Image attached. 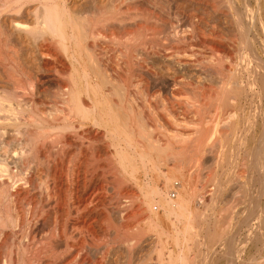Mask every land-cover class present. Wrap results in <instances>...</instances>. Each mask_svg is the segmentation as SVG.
<instances>
[{"label": "bare ground", "instance_id": "1", "mask_svg": "<svg viewBox=\"0 0 264 264\" xmlns=\"http://www.w3.org/2000/svg\"><path fill=\"white\" fill-rule=\"evenodd\" d=\"M164 2L166 5L169 3L168 1V3ZM160 3L164 5L162 2ZM251 11L253 12V10ZM239 12L236 14V18ZM164 13H168L167 9L156 0H0V264H102L101 260H104L102 255L108 253L113 244L107 243L103 247L101 246L103 249L100 247L102 249L100 250L101 260L95 258L96 253L95 257L92 255L93 258H91L89 249L91 246L97 245L94 242L97 237L95 238L96 234L93 233V224H99L103 229L110 227V225L107 226L108 222L106 221L110 214L106 213L99 219L91 214L95 207L100 209L111 199L108 198L109 196L106 198L109 193L107 194L106 186H104L108 166L107 162V165L105 164L104 156L113 162L111 165L113 170L111 173L109 172V175L111 174L110 178L113 179V183L117 184L114 189L115 198L122 195L118 192L119 188L117 187L120 185H118V176L115 174L119 168L123 170L121 172H127L139 187L148 207L160 206L166 215H171L180 222L183 219L181 230L175 231L176 227H174L175 236L173 238L175 243L179 244L182 237L185 249L175 256L167 250L168 231H166L164 220H162L164 216L159 218L156 214L153 221H148L150 230L155 232L156 243L155 246L153 245L152 251L155 252L157 264H186L189 258L198 260L199 264H264V127L255 129L262 122H258V119L264 120L263 108L256 104L257 107L254 106L251 118H248L247 122L245 121L248 128L240 131V128V130L234 129L238 124V121L232 120L235 111L232 109L228 113L219 114L220 110L215 111V107H218L215 104L216 101L210 100L216 105L213 106L215 110L212 109L216 113L209 109L213 115H209V119L200 117L199 122L196 121L197 124L194 127L196 129H192V132L199 137L196 145L191 143L196 147H194L195 149H199L203 145L202 135L206 137L208 133L209 136L210 132L225 133L223 134L225 139H228L226 132L228 134L230 132L231 140L235 144L240 138L254 143L259 141L258 147L252 149L247 147V151L243 152L244 155L239 153L238 146L235 147L237 150L235 156L241 155L239 158L243 161L238 162L240 165L233 172L234 181L233 179L232 181L237 183H234V186L237 185V189L234 187L236 190L232 201L230 204L227 203V206L220 205L225 185H223L224 182L216 181L217 179L213 180L210 185L204 184L203 181L199 182H203V184H201V191L197 196L198 206L193 208L194 214L192 213L191 197L187 193L181 192V190L176 199L170 197L174 201L165 200L164 195L166 198L168 197L167 190L164 191L162 188L160 189V185L157 186L150 182L154 179L151 180L148 177L150 180H140L141 175L147 178L149 173H154L163 180L162 182L165 183L163 185L167 188L166 184L171 182L172 176L177 171L171 173L175 168L167 169V171H165L166 169L162 170L161 165L167 166L164 156L168 152L167 149L172 148V143L183 142V138H185L179 133L181 131L174 134L175 130L173 132V129L170 130L174 135L168 131L171 136L166 140L160 139L161 136L160 138L156 137L157 134L155 136V132L168 130L167 126L171 124V121L176 126L181 121L177 123L175 119L177 115L174 117L166 107L168 103L165 102L167 101H163L161 98V109H157V101L155 102L154 97L158 91L154 89L153 83L156 82L160 72L158 73L153 68V61L150 62V59L157 56L161 58L165 67L172 65L177 70H182L187 64L189 65L188 61L172 57L171 54L163 52L159 47H154L158 32H156V26L154 27L153 23L160 24ZM174 17L176 16L174 15ZM237 21L236 24H238ZM163 25L165 26H160V28L163 27L164 30L167 24ZM238 26L240 27L239 24ZM250 28L247 29L250 30ZM211 29L213 30V28ZM159 32L161 33V31ZM160 33L157 36L163 34L164 37V32ZM166 33L170 34L168 31ZM212 34L214 35V33ZM158 45L161 46L159 43ZM251 46L253 47V45ZM251 46L250 48H252ZM259 46L262 48L261 45ZM250 48L248 47V49ZM211 57L213 58V56ZM214 59L216 60V58ZM252 60L255 67L252 74H247V83L244 81L245 88L240 85L235 90L251 98L257 96L259 100L264 99V59L256 51ZM232 65L229 66L232 67ZM223 71L224 73L221 74L223 77H221L226 81L235 80L236 86H238L239 74L233 73L226 67H223ZM198 74L200 75V73ZM171 79L175 85L181 82V76L173 75ZM173 90L175 91V89ZM226 90L223 91L226 93ZM210 92H207V96L213 99V93ZM197 96L204 97V95L199 96L198 93ZM196 97L194 98L198 101ZM229 98L232 99V95ZM204 99L206 100V98ZM228 99L225 100L228 102ZM224 102L222 104L227 105V102L226 104ZM169 103H171L170 100ZM198 103V106L203 105L202 102ZM229 105L231 104L228 103ZM233 105L231 106L233 107ZM238 105L239 103L235 104V106ZM241 108L243 109V107ZM256 108L257 110H255ZM195 114L197 113L195 112ZM183 127L185 128V126ZM89 129L92 130L90 133L87 131ZM214 138L212 143L215 142ZM184 141L186 142V140ZM195 141L197 142V140ZM226 142L223 143L226 144ZM215 143L218 144V141ZM100 145L103 146L104 153L99 151L101 147L98 146ZM209 145H211L210 142ZM225 146L227 147V145ZM207 147L209 146L207 145ZM209 148L211 149V147ZM184 149L179 147L177 153H174L179 155ZM214 150L211 152L215 153ZM220 158L223 157L220 156ZM218 160L220 159L218 158ZM111 161L108 162L112 163ZM245 161L248 163L247 168L244 167ZM219 162L223 163L222 160ZM201 163L200 161V165ZM221 166L222 164H220ZM139 174L140 176H138ZM201 174L203 173L201 172ZM174 182V180L171 182L172 185L177 184ZM63 184L64 186H62ZM79 184L82 189L91 190L88 194L83 190L86 195L83 194V199H79L81 195L77 196ZM226 192L228 191L226 190ZM126 210L119 212L120 219L117 221L118 227L116 228L120 231L133 229V224L123 220L128 215ZM70 215L73 216L69 217ZM221 215L224 218H221ZM194 220L195 224H193ZM45 222H50V229L41 237L38 229ZM105 222L107 223L105 224ZM69 230L77 231V235ZM116 232L114 233L116 234ZM88 234L91 236L89 241L92 238L91 242L88 241L89 243L86 241ZM124 243L129 251L138 245L132 238ZM191 244L197 248L194 255H192ZM72 250H75V254H72V258L68 259L67 255ZM99 252L97 251V253ZM130 260L128 257L126 263L130 264L132 261ZM140 264L153 263L147 254Z\"/></svg>", "mask_w": 264, "mask_h": 264}, {"label": "rangeland", "instance_id": "2", "mask_svg": "<svg viewBox=\"0 0 264 264\" xmlns=\"http://www.w3.org/2000/svg\"><path fill=\"white\" fill-rule=\"evenodd\" d=\"M161 6H163L164 8L167 9L168 13H164L162 14V21H160V24L158 22H155L153 23L152 25L155 27V30L156 32V43H154V47H159L160 50H162L163 52L167 53V54H171L172 57H177L179 59H183V60H186L188 61L189 65L187 64L184 69L182 70H177L175 68V66H172V65H167L165 67L163 65V61L160 60L161 58L157 57V56H153L151 59H150V62L153 61L152 63V66L154 69L157 70V72L159 73L158 75V78L156 80V82L153 83V87L155 90L158 91V93L156 94V96L154 97V100L157 104V109L160 110L161 109V106H162V100L163 101H167L165 103H168L166 104V107L169 111L172 112V114L174 115L177 123L179 121L177 126L176 124L171 121V124H169L167 126V129L165 132L164 131H158V132H155V136L157 134L156 137L161 138L160 139H163V140H166L168 139L171 134L174 135V134H178L177 131H181L179 133H181L182 137H185L183 138V142H179V143H172V148L170 147V149H167V153L166 155L164 156V159L166 161V165L167 166H164V165H161V168L162 170H165L167 171V169L169 170H173L174 168V171H172L171 173H174L175 170L177 171V173L175 172L172 177L173 179L171 180V182H173V180L175 181L174 183H177V184H174L172 185V183L169 185V184H166L168 185L167 188H170V189H167L165 188V185H163L164 182H162L163 180L160 179L159 177H157L154 173H149L147 178L143 175L140 176V174L138 176H140V180L142 181H145V180H150L148 177L154 180L150 181L151 183H155L154 185H157L160 187V189L162 188V190L165 191V189L167 190V195L168 197L170 198H173V199H176L177 196H178V193L179 191L181 192H184V193H187L188 195H190L191 197V202H192V213L194 214V207L196 208V206H198V192L201 191V184H208L210 185L211 182H213V180L215 181V179H217L216 181H221V183H223L224 186V194L223 196L221 197V200H220V205L222 206H227L228 204H230V202L232 201V198H233V195H234V191L237 189V183L236 182H233L234 181V175H233V172L235 171V168L237 169V167L240 165L241 161L239 157H241V155H244V151H247V147L248 149L249 148H256L258 147V144H259V141H256L255 143L254 142H251L249 140H244V139H239L237 141V144H235L234 142H232V138H231V135H230V132L229 134L226 132V138L228 139H225V136L223 134L225 133H209L210 135L208 136V133L206 134V137H203L202 135V140L203 141V145L199 148V149H195L196 147L192 144H195L198 143V139L199 137L196 136V134H194L192 131V129H196L194 128L195 125L197 124L196 121L199 122V118L201 117L202 119H209L210 116H212V112L209 111V109L211 111H213V113H216L215 111H219L218 113L219 114H224V113H228L229 111H235V116L232 118L233 121H238V124H237V127L234 128V129H239L240 131H243L242 129H246L248 128V124L246 123L247 119L251 118L250 116L253 114V111L255 107H261L264 109V99H260L257 97V96H253L252 98L250 96H245L244 94H242L241 92H237L235 89L236 87H244L245 86V83L244 81H246L248 78V75L247 74H252V72L254 71V67H255V64L253 63V60H252V57H253V54L258 51L259 54L262 56V58L264 59V51H263V47H264V0H156ZM162 2L164 5L166 1V3H168V5L164 6L162 5L160 2ZM168 1V2H167ZM176 1V2H175ZM233 1V2H232ZM246 1V2H245ZM181 2V3H179ZM230 2V3H229ZM212 3V4H211ZM225 3V4H224ZM215 4V5H214ZM223 4V5H222ZM171 5V6H170ZM211 5V6H210ZM219 7H218V6ZM225 5V7H224ZM169 6V7H167ZM210 6V7H209ZM178 7V8H177ZM180 7V9H179ZM201 7V8H200ZM203 7V8H202ZM209 7V8H208ZM221 7V8H220ZM207 8V9H206ZM214 8V9H213ZM231 8V9H230ZM174 9V10H173ZM179 9V10H177ZM215 10V11H214ZM229 10V11H228ZM241 10V11H240ZM253 10V12L251 11ZM199 11V13H198ZM212 11V12H211ZM219 11V12H218ZM225 11V13H224ZM241 13H240V12ZM244 13H243V12ZM172 12V13H171ZM209 12V13H208ZM217 12V13H216ZM239 12V15L238 17L236 18V14H238ZM176 13V14H175ZM207 13V14H206ZM214 13V14H213ZM216 13V14H215ZM165 14H168V15H165ZM171 14V15H170ZM194 14V15H193ZM220 14V15H219ZM224 14V15H223ZM250 14V15H249ZM174 15L176 17H174ZM212 15V16H211ZM222 15V16H221ZM235 15V16H234ZM171 16V17H170ZM198 16V17H197ZM219 16V17H218ZM245 16V17H244ZM247 16V18H246ZM231 17V18H230ZM171 18V19H169ZM174 18V19H172ZM235 18V19H234ZM239 18V19H238ZM242 18V19H241ZM246 18V19H245ZM250 18V19H249ZM258 20H257V19ZM213 19V20H212ZM222 19V21H221ZM225 19H227L225 21ZM230 19V20H229ZM253 19V20H251ZM260 19V20H259ZM171 22H170V21ZM237 20H240V21H237ZM166 21V23H165ZM168 21V22H167ZM234 21V22H233ZM238 22V24L240 25L241 27V30H240V27L238 26V24H236L235 22ZM259 21V23H258ZM163 22V23H162ZM212 22V23H210ZM215 24H214V23ZM232 22V23H230ZM241 22V23H240ZM162 23V25H161ZM175 23V24H174ZM249 23V25H247ZM251 23V24H250ZM263 23V24H262ZM163 24H167V26L164 28L163 30V27L160 28V26H165ZM192 24V25H191ZM210 24V25H209ZM228 24V25H227ZM231 24V25H230ZM236 24V25H235ZM243 24V25H242ZM248 26L247 28L251 27L250 30H248L246 28V26ZM203 25V26H202ZM221 25V26H220ZM252 25V26H251ZM195 26H197V28H195ZM201 26V27H200ZM214 26V27H213ZM239 28H238V27ZM263 26V28H262ZM175 27V28H174ZM231 27V28H230ZM213 28V30L211 29ZM246 28V29H245ZM161 29V30H160ZM195 29V30H194ZM216 29V30H215ZM227 29V30H226ZM230 29V30H229ZM238 29V30H237ZM163 30V31H162ZM215 30V31H214ZM245 30V31H244ZM161 31V33L159 32ZM166 31H168L170 34L167 35ZM198 31V32H196ZM212 31V32H210ZM220 31V32H219ZM241 31V32H240ZM248 31V32H247ZM164 32V37H163V33ZM195 32V33H194ZM225 32V34H224ZM162 34V35H159L157 36L158 34ZM173 33V35H171ZM208 33V34H207ZM214 33V35L212 34ZM216 33V34H215ZM242 33H243V36H242ZM248 35H247V34ZM198 34V35H197ZM202 34V35H201ZM229 34H230V37H229ZM165 35H167L165 37ZM226 35V36H225ZM232 35V36H231ZM257 35V36H256ZM216 36V37H214ZM223 36V37H222ZM175 37V38H174ZM183 37V38H182ZM211 37V38H210ZM218 37V38H217ZM228 37V38H227ZM241 37V38H240ZM246 39H245V38ZM160 38V40H159ZM215 38V40H214ZM224 38V39H223ZM226 38V40H225ZM231 38V40H230ZM244 38V41L242 40ZM164 39V40H163ZM167 39V40H166ZM175 39V40H174ZM180 39V40H179ZM190 39V40H189ZM199 39V40H198ZM212 39V40H211ZM229 39V40H228ZM239 39V40H238ZM155 40V39H154ZM177 40V41H176ZM193 40V41H192ZM207 40V41H206ZM251 40V41H249ZM261 40V41H260ZM160 41V42H158ZM162 41V42H161ZM173 41V42H172ZM198 41V42H197ZM216 41V42H215ZM247 43H246V42ZM155 42V41H154ZM175 42V43H174ZM231 42V43H230ZM244 42V43H242ZM249 42V43H248ZM161 44V46L158 45ZM166 43V44H165ZM209 43V44H208ZM227 43V44H226ZM243 45H242V44ZM165 44V45H164ZM180 44V45H179ZM218 44V45H217ZM261 45L262 48H260L259 45ZM184 45V46H183ZM213 45V46H212ZM248 45V46H246ZM253 45L252 48H250V46ZM232 46V47H231ZM242 46V47H241ZM220 47V48H219ZM231 47V48H230ZM245 47V48H244ZM248 47L250 49H248ZM165 50H164V49ZM218 48V49H217ZM244 48V49H243ZM247 48V49H246ZM254 48V49H253ZM200 49V50H199ZM217 49V50H216ZM230 49V50H229ZM238 49V50H237ZM229 50V51H228ZM196 51V52H195ZM219 51V52H218ZM241 51V52H240ZM169 52V53H168ZM188 52V53H187ZM235 52V53H234ZM237 52V54H236ZM253 52V53H251ZM218 53V54H216ZM222 53V54H221ZM245 53V54H244ZM192 54V55H191ZM199 54V55H198ZM211 54V55H210ZM221 54V55H220ZM239 54V55H238ZM263 54V55H262ZM206 55V57H205ZM218 55V56H217ZM232 55V56H231ZM238 55V56H237ZM247 58H246V56ZM192 56V57H191ZM204 56V57H203ZM213 56V58L211 57ZM220 56V57H219ZM228 56V57H227ZM156 57V58H155ZM194 57V58H193ZM232 57V58H231ZM238 59H237V58ZM239 57H240V60H239ZM251 57V58H250ZM159 58V59H158ZM203 58V59H202ZM212 58V59H211ZM216 58V60L214 59ZM220 58V59H219ZM230 58V59H229ZM235 58V59H234ZM242 58V59H241ZM194 59V60H193ZM215 61H214V60ZM219 62H218V60ZM157 60V61H156ZM190 60V61H189ZM205 60V61H203ZM208 60V61H207ZM229 62H228V61ZM232 60V61H231ZM237 60V61H236ZM244 62L242 63L241 62ZM244 60V61H243ZM202 61V62H201ZM236 61V62H234ZM240 61V62H238ZM250 61V63H249ZM192 62V63H191ZM196 62V63H195ZM159 63V64H158ZM221 66H220V64ZM235 63V64H234ZM242 63V64H241ZM191 64V65H190ZM216 64V66L214 65ZM232 65V67H230ZM253 64V65H252ZM219 65V66H217ZM230 65V66H229ZM245 65V66H244ZM158 66V68H157ZM163 66V67H162ZM228 66V67H227ZM238 66V67H237ZM244 66V67H243ZM193 67V68H192ZM209 67V68H208ZM223 67H226V68H229V70H231L233 73L235 74H239V78H238V86H236V82L235 80L231 79V80H225V78H222L223 76L221 74L224 73L223 71ZM243 67V68H242ZM247 67V68H245ZM253 67V69H252ZM199 68V69H198ZM245 68V69H244ZM169 71H167V70ZM174 69V70H173ZM205 69V70H204ZM215 69V70H214ZM220 69V70H219ZM237 69V70H236ZM188 70V71H187ZM204 70V71H203ZM219 70V72H218ZM200 71V72H199ZM223 71V72H222ZM246 71V72H245ZM183 72V73H182ZM206 72V73H205ZM209 74H208V73ZM217 72V73H215ZM221 72V73H220ZM163 73V74H162ZM180 73V74H179ZM200 73V75L198 74ZM203 73V74H202ZM212 73V74H211ZM220 73V74H219ZM208 74V75H207ZM216 74V75H215ZM241 74V75H240ZM173 75H177V76H181V84H177L175 85L173 82H172V79H171V76ZM190 75V77H189ZM203 75V76H202ZM213 75V76H212ZM245 75V76H244ZM167 76V77H166ZM198 76V77H197ZM218 76V77H217ZM222 76V77H221ZM192 77V78H191ZM207 77V78H206ZM212 77V78H211ZM217 77V78H216ZM244 77V78H243ZM194 78V79H193ZM197 78V79H196ZM203 78V79H202ZM221 78V79H220ZM207 81H206V80ZM211 79V80H210ZM223 79V80H222ZM240 79V80H239ZM191 80V81H190ZM225 80V81H224ZM161 83H160V82ZM220 81V82H218ZM190 82V83H189ZM192 82V83H191ZM199 82V83H198ZM210 82V83H209ZM232 82V83H231ZM235 82V83H234ZM195 83V84H194ZM224 83V84H223ZM242 83V84H241ZM247 83V81H246ZM175 86H174V85ZM190 84V85H189ZM198 84V85H197ZM212 84V85H211ZM217 84V85H216ZM227 84V85H225ZM244 84V85H243ZM157 85V86H155ZM205 85V86H204ZM229 85V87H228ZM233 89H232V87ZM163 86V87H162ZM167 86V87H166ZM173 86V87H172ZM182 86V88H181ZM215 86V87H214ZM172 87V88H171ZM220 90H219V88ZM225 87V88H224ZM181 88V89H180ZM184 88V89H183ZM196 88V89H195ZM209 88V89H208ZM245 88V87H244ZM165 89V90H164ZM175 89V91L173 90ZM177 89V90H176ZM188 89V90H186ZM208 91H207V90ZM212 91H211V90ZM228 89V90H226ZM168 90V92H167ZM180 90V91H179ZM182 90V91H181ZM201 90H204V91H201ZM216 90V91H215ZM223 90H226L227 92L225 93V91ZM234 90L235 91V94H234ZM259 90V89H257ZM160 91V92H159ZM189 91V92H188ZM195 91H198V95L199 96H202L204 95V97H198L197 96V93ZM201 91V92H200ZM211 91V92H210ZM223 91V92H222ZM172 92V93H171ZM174 92V93H173ZM177 92V93H176ZM179 92V93H178ZM188 92V93H187ZM213 93V99L208 95V93ZM221 92V93H219ZM229 92V93H228ZM171 93V94H169ZM183 93V94H182ZM215 93V95H214ZM231 93V94H230ZM173 94H175L173 96ZM219 94H223V96L219 95ZM225 94V95H224ZM229 94V95H227ZM159 95V96H158ZM166 95V96H164ZM181 95V96H180ZM196 95V96H194ZM211 95V94H210ZM232 95V99L234 97H236L234 100L230 99L229 96ZM164 98H163V97ZM177 96V97H176ZM180 96V97H179ZM183 96V97H182ZM221 96L224 100L228 99V102L219 97ZM228 96V97H226ZM198 98V101H196V99L194 98ZM215 97V98H214ZM238 97V98H237ZM246 97V98H244ZM161 98V99H160ZM172 98V99H171ZM200 98L201 101H200ZM206 98V100L204 99ZM209 98V99H208ZM249 98V99H248ZM183 99V100H182ZM188 99V100H187ZM221 99V100H219ZM47 101L49 100L48 98L46 99ZM169 100L171 103H169ZM190 100V101H189ZM195 100V101H194ZM205 100V101H204ZM218 101L217 103L215 102V104L218 106V107H215L216 110L214 109L213 106H216L214 103H212V101ZM230 100V101H229ZM236 100V101H235ZM161 101V102H160ZM176 101V102H175ZM179 101V102H178ZM186 101V102H185ZM193 101V102H192ZM204 101V103H203ZM207 101V102H206ZM210 101V103H209ZM221 101V102H220ZM231 101H233L231 103ZM235 101V102H234ZM178 102V103H177ZM188 102V103H187ZM195 102V103H194ZM201 103L206 106H203V105H197V103ZM222 102H224L226 104L227 102V105H224L222 104ZM250 102V103H249ZM253 102V104H251ZM185 103V104H183ZM198 103V104H199ZM228 103L233 105L234 103H239L238 106H235V104L233 105V107L231 105L228 106ZM160 104V105H159ZM172 104V105H171ZM212 104V105H211ZM221 104V105H220ZM257 104V106H256ZM175 105V106H174ZM188 105V106H187ZM197 105V106H196ZM211 105V106H210ZM252 105V107H251ZM160 106V108H159ZM171 106V107H170ZM183 106V107H182ZM194 106V107H193ZM227 106V107H225ZM250 106V107H249ZM255 106V107H254ZM190 107V108H189ZM201 107V108H199ZM209 107V108H208ZM213 107V108H212ZM223 107V108H221ZM226 110H225V108ZM228 107H232L231 109L228 108ZM243 107V109L241 108ZM172 108V109H171ZM179 108V109H178ZM207 108V109H206ZM219 108V109H218ZM236 108V109H235ZM251 108V109H250ZM253 108V109H252ZM176 109V110H175ZM178 109V110H177ZM197 111H196V110ZM214 109V110H212ZM222 109V110H221ZM229 109V110H228ZM242 109V110H241ZM186 110V111H185ZM188 110V111H187ZM202 110L200 113L199 111ZM206 110V111H205ZM225 110V111H223ZM241 110V111H240ZM251 110V111H250ZM257 110V108L255 109ZM181 113H180V112ZM195 111L197 114H195ZM208 111V113H207ZM223 113H222V112ZM237 111V112H236ZM249 111L251 112V114L249 113ZM178 112V114H177ZM204 112V113H203ZM210 112V113H209ZM241 112V113H239ZM237 113V114H236ZM210 115L209 117L206 116ZM248 114V116H247ZM195 115V116H194ZM197 115V116H196ZM199 115V117H198ZM201 115V116H200ZM237 115V116H236ZM181 116V117H180ZM189 116V117H188ZM205 116V117H204ZM193 117V118H192ZM198 120H197V118ZM196 118V119H194ZM181 119V120H180ZM238 119V120H237ZM258 119V118H257ZM261 119V118H260ZM258 119V122L262 121L259 123V125L257 126V128L255 129H260V128H263V121L264 120H260ZM183 120V121H182ZM185 120V121H184ZM189 120V121H187ZM175 121V122H176ZM195 122V123H192V122ZM203 121V120H201ZM205 121V120H204ZM246 121V122H245ZM245 122V123H244ZM181 123V124H180ZM184 124H187V125H184ZM192 124V125H191ZM245 125V126H244ZM185 126V128L183 127ZM242 126V127H241ZM244 126V128H243ZM261 126V127H260ZM178 127V128H177ZM170 129H173V132L171 133L172 130ZM179 129V130H177ZM187 129V130H186ZM190 129V130H189ZM218 129H221V128H218ZM185 130V131H184ZM89 133L92 131L91 129L87 130ZM171 133H169V132ZM185 133H184V132ZM193 133V134H191ZM161 134V135H160ZM187 134V135H186ZM189 134V135H188ZM217 137H215L214 136ZM227 134H228V137H227ZM165 135V136H164ZM184 135V136H183ZM222 135V136H220ZM196 136V137H195ZM201 136V135H200ZM205 136V135H204ZM219 136V137H218ZM224 136V137H223ZM192 137V138H191ZM215 137V138H214ZM230 137V138H229ZM188 138V139H187ZM194 138H197V139H194ZM205 138V139H204ZM207 138V139H206ZM215 139L214 141L217 142L218 141V144L213 142L212 143V139ZM224 138V139H223ZM102 140V137L100 138ZM218 139V140H217ZM221 139V141H219ZM186 140V142L184 141ZM197 140V142L195 141ZM217 140V141H216ZM224 140V141H223ZM244 141V142H241V141ZM226 142L223 143V142ZM190 142V143H188ZM194 142V143H193ZM209 142L211 143V145H209ZM221 144H220V143ZM240 142V143H239ZM187 143V144H186ZM192 143V144H191ZM207 143V144H206ZM224 146H223V144ZM228 143V144H227ZM232 143V144H231ZM254 143L255 144V147H254ZM190 144V145H189ZM216 144V145H215ZM239 144V145H238ZM251 144V145H250ZM187 145V146H186ZM189 145V146H188ZM207 145L209 147H211V149L209 147H207ZM216 146V148L213 149V147ZM219 145V147H218ZM227 145V147L225 146ZM234 145V146H233ZM243 145V146H242ZM177 146V147H176ZM183 147V151L181 152V154H175L177 153V150L179 149V147ZM191 146V147H190ZM206 146V147H205ZM224 147V149L221 148ZM238 146V151L241 155H239L238 157L235 156V151H237L235 149V147ZM240 146V147H239ZM253 146V147H252ZM100 148V152L102 153L104 148L103 146H98ZM97 147V148H98ZM195 147V148H194ZM176 148V149H175ZM178 148V149H177ZM192 148V149H191ZM208 148V149H207ZM210 149V150H209ZM218 149V150H216ZM220 149V150H219ZM243 151H242V150ZM198 150V151H197ZM210 152H208V151ZM215 151V153L211 152V151ZM223 150V151H222ZM230 150V151H229ZM71 152H73V150H70ZM207 151V153H206ZM218 151V152H217ZM220 151V152H219ZM225 151H226V154H225ZM70 152V153H71ZM157 152V151H156ZM175 152V153H174ZM197 152V153H196ZM206 154H205V153ZM223 152V153H221ZM244 152V153H243ZM104 153V152H103ZM243 153V154H242ZM194 154V155H193ZM196 154V155H195ZM200 154V155H199ZM215 154V155H214ZM103 155V154H101ZM181 155V156H180ZM190 155V156H189ZM192 155V156H191ZM175 156V157H174ZM188 156V157H187ZM212 156V157H211ZM223 157V158H220ZM230 156V157H229ZM104 160L105 161V164L107 162L108 166H107V169H106V177H105V181H104V186H106V190H107V194H111V195H107L106 198H111L109 199V203H106V205L104 207H99L98 208H94L92 211H91V214L96 218V219H99L100 217H103L106 213L110 214L108 217V219L106 220L108 222L107 226L110 227L107 228V229H103V228H100L99 224H93V233L96 234H92L95 236V238L97 237V239L94 241L95 244H97L96 246L93 245L91 246L89 249V253H91V258L92 255L95 257V253H96V257L95 258H98V259H102V256L104 258V260L102 259L101 261L102 264H127L126 262L128 261V257L129 259H131L130 261V264L134 263V264H140L141 261L147 257V254L148 256L151 257V262L153 264H157L156 263V255H155V252L152 251V249L154 248L155 246V243H156V238H155V232L154 230H150L149 228V225H148V221L150 220H154L155 218V215L157 214V216H159V218L163 217L162 220H164V226H165V229H167L166 231H168L167 233V239H168V243H167V250H169L171 252V254H173V256L177 255L179 252H181L183 249H185V246H184V241L181 237V239L179 240L181 243L179 244H176L175 241H174V236H175V233L173 232L174 231V227L175 228V231L176 230H181L183 228V219L182 222H180L179 220H177L175 217L171 216V215H166L162 208L159 206H156L155 208H151V207H148V205L146 204V202H144L143 200V195L141 194V191L139 189V187L134 183V181L131 179V177H129L130 175L126 172H121L123 171L122 169H119L116 170L117 172H115V174H117L116 176H118V185H120L118 189V192L119 194H122L120 195L119 197L115 198V192H114V189H115V185L117 184H114L113 183V179L110 178L111 174L109 175V172L111 173L112 172V166L113 165V162L110 160H108V157L106 158V156H104ZM196 157V158H195ZM211 157V158H210ZM220 160H222L223 163L219 162L220 160H218V158ZM110 158V157H109ZM169 158V159H168ZM217 158V161L215 160ZM206 159V161H205ZM111 161L112 163L108 162V161ZM168 160V161H167ZM198 160H200L202 163L200 165V161L198 162ZM203 160V161H202ZM210 160V161H209ZM178 163H177V162ZM205 161V163H204ZM233 161V162H232ZM240 161V163H238ZM187 162V163H186ZM216 162V163H214ZM237 162V163H236ZM246 162V161H245ZM186 163V164H185ZM195 163V164H194ZM199 163V164H198ZM218 163V164H217ZM228 163V164H227ZM234 163V164H233ZM106 164V165H107ZM179 164V165H178ZM220 164H222V168L220 167ZM177 165V166H176ZM200 165V166H199ZM203 165V167H202ZM216 165V166H215ZM233 165V166H232ZM248 166V163L246 162L244 164V167ZM109 168V169H108ZM178 168V169H177ZM234 170H233V169ZM197 169V170H196ZM199 169V170H198ZM207 169V170H206ZM223 169V170H222ZM179 170V171H178ZM201 170V171H200ZM182 171V172H181ZM205 171V172H204ZM201 172L204 174H201ZM222 172V173H221ZM195 173V174H194ZM184 174V175H183ZM202 176H200V175ZM150 175V176H149ZM154 175V176H153ZM181 175V176H179ZM208 177H207V176ZM210 175V176H209ZM213 175V176H212ZM155 176L156 178H158V182L157 180L155 179ZM179 176V177H178ZM205 178H204V177ZM218 176V177H217ZM111 180H110V179ZM189 178V179H188ZM209 178V179H208ZM211 178V179H210ZM226 178V179H225ZM230 178V179H228ZM120 179V180H119ZM200 179V180H199ZM205 179V180H203ZM208 179V180H207ZM219 179V180H218ZM224 179V180H223ZM233 179V181H232ZM108 180V181H107ZM122 180V181H121ZM128 181V182H127ZM156 181V182H155ZM200 181H203L202 183H199ZM226 181V182H225ZM231 181V182H230ZM94 182V181H93ZM121 182V184H120ZM108 183V184H107ZM181 183V184H180ZM184 183V184H183ZM187 183V184H186ZM228 183V184H227ZM231 183V185H230ZM233 183V184H232ZM234 183L235 186H234ZM106 184V185H105ZM112 184V186H111ZM165 184V183H164ZM199 184V185H198ZM108 185V186H107ZM64 186V184L62 185ZM114 186V187H113ZM164 186V187H163ZM230 186V187H228ZM233 186V187H232ZM111 187V188H110ZM178 187V188H177ZM236 189H235V188ZM78 194L77 196H79L78 198L79 199H83L84 196H86L84 193L86 192V194H88L90 191H87L89 189H82V186L81 184H79L78 186ZM185 190H183V189ZM228 188V189H227ZM230 189V190H229ZM85 190V192L83 191ZM121 190V191H120ZM169 190V191H168ZM178 190V191H177ZM188 190V191H187ZM193 190V191H192ZM226 190L229 192H226ZM190 191V192H189ZM194 191H197V192H194ZM233 191V192H232ZM114 192V194H113ZM122 192V193H121ZM134 192V193H132ZM193 193V194H191ZM196 193V194H195ZM233 193V194H232ZM84 194V196H83ZM175 194V195H174ZM232 194V195H230ZM227 195V196H226ZM124 196V197H123ZM196 196V197H195ZM225 196V197H224ZM231 196V198H230ZM112 197H114L112 199ZM166 198V196L164 195V199L165 200H169V201H174L173 199L171 200V198ZM228 197V198H227ZM135 198V199H134ZM116 199V200H115ZM119 199V200H117ZM128 199V200H126ZM140 199V200H139ZM226 199V200H225ZM122 200V201H121ZM138 200V201H137ZM209 200V197L207 198V201ZM117 202V205H116V202ZM124 201V202H123ZM129 201V202H128ZM135 201V202H134ZM120 204H119V203ZM128 202V204H127ZM194 202V204H193ZM197 202V203H196ZM111 203V204H110ZM131 203V205H130ZM225 205H224V204ZM228 203V204H227ZM124 204V205H123ZM197 204V205H196ZM227 204V205H226ZM110 205V206H109ZM115 205H116V208H115ZM122 205V207H121ZM128 205V206H127ZM138 205V206H137ZM241 206V205H240ZM125 207V208H124ZM137 207V208H136ZM103 208V209H102ZM119 208V210H118ZM124 208V209H123ZM128 208V210H126ZM124 211H123V210ZM130 209V211H129ZM242 209V208H241ZM125 210L128 212V215H127V218L126 216L124 217V222H130L132 225V230H129V231H120L118 230L116 227H118L116 224L118 223L117 221L120 219V211H123L125 212ZM136 210V211H135ZM142 212H141V211ZM94 212V213H92ZM101 212V213H100ZM118 212V214H117ZM126 212V213H127ZM136 212V213H135ZM139 212V213H138ZM104 213V214H103ZM72 214V213H71ZM165 214V215H164ZM74 215V214H73ZM73 215H70L69 217H72ZM103 215V216H102ZM135 215V216H134ZM163 215V216H162ZM149 216V217H148ZM161 216V217H160ZM170 216V217H168ZM154 217V218H153ZM218 217L220 218V214L218 215ZM115 218V220H114ZM195 218V216H194ZM221 218H224L222 217L221 215ZM141 219V220H140ZM123 220H121L123 222ZM173 220V221H172ZM177 220V221H176ZM111 221V222H110ZM105 222V224L107 223ZM123 222V223H124ZM174 226L173 225V223ZM172 223V224H171ZM178 223V224H177ZM113 224V225H112ZM180 224V225H179ZM182 224V225H181ZM193 224H195V220L193 221ZM96 225V226H95ZM148 225V227H147ZM173 225V226H172ZM210 225H212L210 223ZM98 226V227H97ZM172 226V227H171ZM69 227V226H68ZM116 231H114L115 229ZM170 228V230H169ZM50 229V222H45L44 224L41 225V227L39 226V229H38V232H39V235L42 237L46 232H48V230ZM100 229V230H99ZM142 229V230H141ZM40 230V231H39ZM95 230V231H94ZM98 230V231H97ZM69 231H72L74 232V230H69ZM100 231V232H99ZM132 231V232H131ZM134 231H136L134 233ZM139 231V232H137ZM108 232V233H107ZM116 232V234L114 233ZM120 232V233H119ZM173 232V233H172ZM76 233V234H75ZM104 233V234H103ZM133 233V234H132ZM141 233V234H140ZM112 234V235H111ZM131 234V236H130ZM137 234V235H136ZM144 234V235H142ZM73 235V234H72ZM74 235H77V231L74 232ZM116 235V236H115ZM93 236V237H94ZM105 236V237H104ZM87 238V242L90 240V234H88L86 236ZM89 237V238H88ZM121 237V238H120ZM136 237V238H135ZM180 237V236H178ZM135 239L136 240V244L137 246L139 247H135V249H132V250H128L125 246V241L127 242L129 239ZM124 239V240H123ZM170 239V240H169ZM139 240V241H138ZM91 241H92V238H91ZM89 241V242H91ZM88 242V243H89ZM113 244L110 246L109 250H108V253H106L105 255H102L101 254V251L103 248V246L105 244ZM100 244V245H99ZM124 245V246H123ZM145 245V246H144ZM154 245V246H153ZM192 245V244H191ZM102 246V247H101ZM117 246V247H116ZM176 246V248H175ZM181 246V247H180ZM100 249H98V248ZM153 247V248H152ZM179 247H180V251H179ZM97 250L99 253H97V251L93 252V250ZM94 248H97V249H94ZM144 249V250H143ZM92 250V252H91ZM139 252H138V251ZM141 250V251H140ZM146 250V251H145ZM178 250V251H177ZM192 255H194L196 253V246L195 245H192ZM118 251V252H117ZM73 252V253H72ZM72 252L69 253V255H67L68 259H70V257L72 258V256L75 254V250H72ZM132 252V253H131ZM134 252V253H133ZM152 252V253H151ZM177 252V253H176ZM151 253V254H150ZM73 254V255H72ZM102 255V256H100ZM191 255V256H192ZM100 256V258H99ZM119 256V257H118ZM146 256V257H144ZM134 257V258H133ZM141 257V258H140ZM120 258V259H119ZM140 259V260H139ZM154 259V260H153ZM191 260V261H190ZM108 261V262H107ZM189 261V262H188ZM192 262V263H191ZM186 264H199L198 263V260L196 259H192V258H189L187 259V262Z\"/></svg>", "mask_w": 264, "mask_h": 264}]
</instances>
